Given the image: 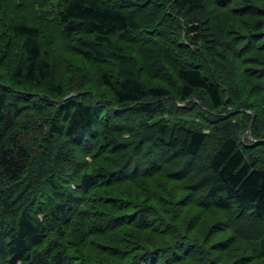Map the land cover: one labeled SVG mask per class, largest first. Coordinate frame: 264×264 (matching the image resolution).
Here are the masks:
<instances>
[{
  "label": "trees",
  "instance_id": "trees-1",
  "mask_svg": "<svg viewBox=\"0 0 264 264\" xmlns=\"http://www.w3.org/2000/svg\"><path fill=\"white\" fill-rule=\"evenodd\" d=\"M0 264H264V0H0Z\"/></svg>",
  "mask_w": 264,
  "mask_h": 264
},
{
  "label": "water",
  "instance_id": "water-1",
  "mask_svg": "<svg viewBox=\"0 0 264 264\" xmlns=\"http://www.w3.org/2000/svg\"><path fill=\"white\" fill-rule=\"evenodd\" d=\"M248 134H249V132H248Z\"/></svg>",
  "mask_w": 264,
  "mask_h": 264
}]
</instances>
